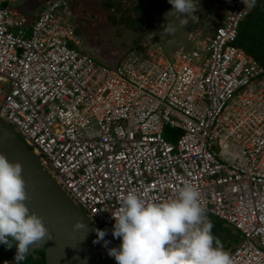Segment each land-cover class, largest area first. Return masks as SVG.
I'll return each mask as SVG.
<instances>
[{
    "label": "built area",
    "instance_id": "1",
    "mask_svg": "<svg viewBox=\"0 0 264 264\" xmlns=\"http://www.w3.org/2000/svg\"><path fill=\"white\" fill-rule=\"evenodd\" d=\"M14 1L0 0V116L73 201L104 228L129 191L163 201L192 183L240 231L235 264H264V66L234 44L243 0H218L223 23L200 49L166 53L151 34L115 69L77 47L70 0L31 25Z\"/></svg>",
    "mask_w": 264,
    "mask_h": 264
},
{
    "label": "clouds",
    "instance_id": "2",
    "mask_svg": "<svg viewBox=\"0 0 264 264\" xmlns=\"http://www.w3.org/2000/svg\"><path fill=\"white\" fill-rule=\"evenodd\" d=\"M175 13L192 16L197 11L196 0H169ZM246 7H254L256 0H243ZM182 24L188 20L183 19ZM175 31L167 23L165 35ZM23 165L11 162L0 153V244L7 248L16 246L15 259L22 261L29 248L51 239L42 217L30 212L26 182L22 176ZM112 235L122 238L119 247L108 249L117 264H235L218 238L212 233L213 223L206 215L199 189L192 183L179 187L174 198L149 201L135 191L122 197ZM78 220L74 227L83 228ZM102 228V227H101ZM93 243L105 240L106 229L96 228Z\"/></svg>",
    "mask_w": 264,
    "mask_h": 264
},
{
    "label": "trees",
    "instance_id": "3",
    "mask_svg": "<svg viewBox=\"0 0 264 264\" xmlns=\"http://www.w3.org/2000/svg\"><path fill=\"white\" fill-rule=\"evenodd\" d=\"M46 1H48V4L51 2V0H38V2ZM94 1H96L95 4L90 6L85 0H70V7L73 16L76 18V21L71 24L77 36L88 42L91 47L97 49L98 47H102L104 52L110 44L109 51L112 54L111 56L114 57L113 59L118 60V62L124 57H122L121 53H116L117 47L116 44H111L113 42L111 37H118L126 30L141 36L146 33L148 34L151 32L154 23L161 16L174 11H171L173 6L169 3V0ZM196 4L195 19L192 16H187L188 23L184 26L187 33H196L199 30L201 27L199 25L200 20L204 19L203 22L208 20L209 14L212 11L211 9H215V4H217L220 11H223L218 5V0H196ZM42 9L37 11V14L31 13L28 21L34 24ZM87 11L91 12L92 15H87ZM92 21H97V25L93 27L94 33L91 37L93 42L88 38V33L90 32L86 28L88 23ZM222 23L210 26L211 37H213L217 27ZM147 34L144 36H147ZM234 44L252 56L260 65L264 66V0H256L255 6L249 7V13L241 21L238 36ZM138 47L139 45L136 48ZM166 138L170 139L169 137ZM206 215L214 225L212 229L214 237L219 239L224 249L235 247L240 243L241 233L234 226L227 225L226 222L210 213L206 212ZM16 251L15 245L9 249L4 244H0V264H6L15 259ZM21 264H46L44 253L38 250L25 258Z\"/></svg>",
    "mask_w": 264,
    "mask_h": 264
},
{
    "label": "water",
    "instance_id": "4",
    "mask_svg": "<svg viewBox=\"0 0 264 264\" xmlns=\"http://www.w3.org/2000/svg\"><path fill=\"white\" fill-rule=\"evenodd\" d=\"M0 153L11 162L23 165L22 176L26 182L30 212L42 217L51 239L33 244L25 258L41 250L46 264H114L104 241L93 243L97 237L94 229H102L78 206L45 168L41 157L21 138L17 130L0 117ZM78 220L84 227H74ZM105 240L109 241L107 236ZM110 242V241H109ZM24 258V259H25ZM23 259V260H24ZM22 260V261H23ZM13 259L6 264H21Z\"/></svg>",
    "mask_w": 264,
    "mask_h": 264
},
{
    "label": "rangeland",
    "instance_id": "5",
    "mask_svg": "<svg viewBox=\"0 0 264 264\" xmlns=\"http://www.w3.org/2000/svg\"><path fill=\"white\" fill-rule=\"evenodd\" d=\"M85 2L91 6L95 4L96 1L85 0ZM47 4H48V1L38 2V0H16L10 3L13 9H16L17 11H19L21 14H23L27 18H29V15L31 13L32 14L36 13L37 11L45 7ZM214 7L215 9H211L212 11L209 14L208 20L206 22H203L204 19L200 20L199 25L201 27L199 28V30H197L196 32L197 38L195 39L190 37L191 32L187 33L186 28L184 27L185 24L181 23L183 19H188V18L184 16L183 14L175 13L174 11L169 14H165L161 16L152 26V30L150 29L151 32H149L148 34L146 33V34L147 36L153 34L154 35L153 41L156 44H159L166 53L178 51L180 48L200 49L201 48L200 42L204 40L208 41V39L211 38V29H210L211 27L210 26H214V25L219 24L220 22H223L222 18L224 19L225 14L222 11H220V9H218L219 7L217 6V4H215ZM84 14H85V11H84ZM86 14L92 15L91 12H88V11L86 12ZM75 21H76V18L74 16H71L69 18L70 23L73 24ZM167 23L171 24L175 28V31L170 35H165L163 33V30L166 27ZM203 23L204 25H202ZM96 25H97V21L96 22L92 21L91 23H88L86 27L90 32L88 33V38L90 39V41H92L91 37L93 36V33H94L93 27H95ZM208 25H209V28H208ZM144 35L142 36L137 35L135 33H132L126 30L123 32L122 35L118 37H115V38L111 37L113 41L111 44H114V45L116 44V47H117L116 53L117 54L121 53L122 57L132 56L136 52H138L136 47L146 37ZM81 40H82L81 45H77V47L82 52L88 53L98 63H101L103 66H106L111 69L117 68L119 62L118 60L113 59L114 57L111 56L112 54L109 51L110 44L108 47L106 46L107 48L103 52L102 47H98L97 49V48L91 47L89 43L86 42L84 39L81 38ZM139 51L147 54V51L144 49H140ZM180 134H181V131L178 130L176 132V137L178 138ZM166 137H169V136L166 135ZM220 147H221V143L217 145V149L219 150ZM113 227L114 226L102 228V229L107 230L108 234L106 236L108 239H110L113 236L112 235Z\"/></svg>",
    "mask_w": 264,
    "mask_h": 264
},
{
    "label": "crops",
    "instance_id": "6",
    "mask_svg": "<svg viewBox=\"0 0 264 264\" xmlns=\"http://www.w3.org/2000/svg\"><path fill=\"white\" fill-rule=\"evenodd\" d=\"M10 3H12V2H10ZM10 3L9 2H7V5H10ZM11 6V5H10ZM29 24L31 25V24H33L32 22H30L29 21ZM178 131V129H176V128H172V127H167V129H166V132H165V134L167 135V136H169V140L171 141H175L176 139H177V137H176V132ZM180 131V130H179Z\"/></svg>",
    "mask_w": 264,
    "mask_h": 264
},
{
    "label": "bare ground",
    "instance_id": "7",
    "mask_svg": "<svg viewBox=\"0 0 264 264\" xmlns=\"http://www.w3.org/2000/svg\"><path fill=\"white\" fill-rule=\"evenodd\" d=\"M1 117V116H0Z\"/></svg>",
    "mask_w": 264,
    "mask_h": 264
}]
</instances>
